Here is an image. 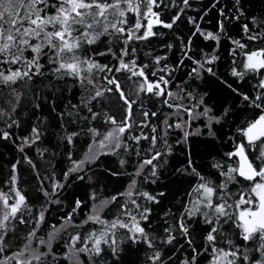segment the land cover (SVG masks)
Instances as JSON below:
<instances>
[{"label":"trees","instance_id":"obj_1","mask_svg":"<svg viewBox=\"0 0 264 264\" xmlns=\"http://www.w3.org/2000/svg\"><path fill=\"white\" fill-rule=\"evenodd\" d=\"M152 11L172 27L148 15L140 22L151 21L155 35L125 43V34L111 27L119 17L109 14L104 22L111 34L81 42L76 55L100 68L84 66L74 77L54 72L56 65L42 56L40 75L11 87L0 84V208L6 198L19 206L15 214L9 208L7 220L0 209V264H184L193 249L195 264H213L206 240L212 225L202 213L215 217L197 188L207 183L223 191L218 186L227 177L221 173L238 166L227 153L241 142L238 130L259 114L243 96L264 92L261 75L243 64L246 52L264 48V39L248 40L244 25L264 33V0H157ZM127 17L126 32L136 14ZM24 56L31 58L28 51ZM121 60L131 72L116 70ZM141 68L150 82L160 76L169 81L161 84L165 95L138 91L145 81L132 72ZM190 113L198 116L189 119ZM157 153L151 165L143 163ZM256 154L251 151L250 158ZM247 186L239 177L227 181L229 202ZM181 220L187 240L177 226ZM136 224L146 236L135 231ZM223 240L257 247L241 239L233 221L223 224L215 247L227 249ZM259 255L250 252L251 260Z\"/></svg>","mask_w":264,"mask_h":264},{"label":"snow or ice","instance_id":"obj_2","mask_svg":"<svg viewBox=\"0 0 264 264\" xmlns=\"http://www.w3.org/2000/svg\"><path fill=\"white\" fill-rule=\"evenodd\" d=\"M183 3L187 5L188 0H183ZM142 4L145 11L141 10ZM154 5H157V0H51V2L50 0H0V65L3 66L0 67V84L11 87L16 85L18 81L40 75L42 56H47L49 62L56 65L54 72H63V74L74 77H79L84 66L89 71L94 67L100 68V65L81 60L76 55L75 50L81 46V42L91 44L101 35L111 34L106 24H104L102 31H95L96 27L107 20L109 14L119 17L111 27L114 33L125 34V43L133 38L146 39L155 35L152 31L153 24L151 21L147 24H141L140 22V18L148 15L156 17V24L171 28L172 23H164L159 19L158 13L152 11ZM127 13L136 14V20L134 24L128 26L126 32L125 27L122 25L128 24ZM175 19H179V16L175 17L174 21ZM141 28H146V31L137 35V30ZM244 29L249 33L248 40L264 39V33L256 32L253 34L248 25H244ZM74 32L76 35H73ZM206 38L219 39L213 33H207ZM235 43L240 48L246 47V45L239 44L238 41ZM25 51L31 54V58L24 56ZM126 54L127 52L123 53V55ZM245 56L246 61L243 67L248 71L261 75L259 87L264 89V72H262L264 70V48L246 52ZM200 67L203 68V64ZM121 69L132 71L129 64L124 63L123 60L120 61V67L116 70L120 71ZM207 70L211 71L210 68ZM193 71L198 70L193 69ZM132 74L144 78L145 83L139 85L138 91H145L154 95H165V90L161 87V84L167 85L169 81L164 76H160L156 82H150L143 68L132 72ZM151 75L155 76L156 73L153 72ZM233 75L243 76L244 73L233 70ZM108 83L112 84L115 81L110 79ZM99 95L101 93L97 92L96 96ZM168 95H171V93H168ZM121 97L123 98V94H121ZM243 99L248 101L251 106L259 109V114L255 120L238 130L242 137L241 142L236 144L234 151L227 153L229 158H239L238 166L228 168L221 175L226 176L227 181H235L237 177L242 178L248 182L247 191L238 193L237 198L230 203L231 194L226 190L227 181L225 184L218 186L223 190L221 193H217L216 188L209 187L207 183H202L197 188V192L203 189L204 199L201 202L204 203L206 209H211L213 217H215V219L209 217L207 211L202 213L205 217L204 222L212 225L206 239L215 253L213 264H220L221 261L224 264H264V92L258 93L255 97L244 95ZM125 102L127 103V101ZM144 115L147 116L148 114L144 113ZM112 122L115 123L114 120ZM119 131L124 132L125 127H120ZM2 135L7 137L9 133L5 132ZM154 142L155 138H153ZM251 151L257 152L252 158H250ZM159 155L157 153L156 156L146 159L143 163L151 165ZM16 195L19 196L20 202L24 200L19 192ZM143 195L148 196L147 193ZM213 196H215V203L212 200ZM148 198L154 199L151 196H148ZM4 203L7 205V200ZM133 204H135V201H133ZM236 209L241 210L237 212ZM18 210V204L11 206L13 214ZM146 211L145 209L144 212ZM193 211H199V208L190 210L188 215L191 216ZM143 218H146V216ZM7 219L8 214L5 213L4 220ZM133 220H135V217H133ZM229 221H233L235 227L241 230L240 237L244 242L253 241L257 244V247L254 249L241 248L233 241L225 240V243L229 246L227 249L216 248L217 236L220 234L223 224ZM217 224L220 225V228L215 226ZM115 226L113 224V227ZM177 226L187 240L190 233L186 223L181 220ZM2 227L4 225L0 223V228ZM134 227L135 231L140 233L141 236H146L142 227L138 224ZM166 231H170V229ZM173 238L169 236L167 242L171 243ZM188 243L191 245L190 240ZM95 244L97 245L95 251L98 253L100 251V240L96 239ZM85 250L86 248L80 249V251ZM0 251H3L2 247H0ZM252 251L259 252V259L251 260L250 252ZM159 257L160 253L155 252L153 259H159ZM195 258L196 252L193 249L191 260H185L184 264H195ZM8 259H15V257H9Z\"/></svg>","mask_w":264,"mask_h":264},{"label":"rangeland","instance_id":"obj_3","mask_svg":"<svg viewBox=\"0 0 264 264\" xmlns=\"http://www.w3.org/2000/svg\"><path fill=\"white\" fill-rule=\"evenodd\" d=\"M104 24H106V23L104 22ZM190 114H192V113H190ZM193 115H194V114L190 115V118H189V119H191V118L193 119V118L195 117V115H197V114H195L194 117H193ZM197 116H198V115H197ZM177 118H178V116L176 115V116H175V119H177ZM128 119H129V117L127 118V121H128ZM178 123H179V122H178ZM183 123H184V122H183ZM181 125H182V126H181V128H182V127H183V124H181ZM201 193H202L201 195H203V191H202ZM201 195H200L199 197H201ZM213 199H214V196L212 197V200H213ZM5 200H7V198H6ZM5 200H4V201H5ZM195 200H196V198H195V196H194V198H193V202H194ZM200 200H201V199H199L198 202H199ZM12 205H13V203L9 204V203H8V200H7V205H6L5 203L1 204V208H0V209H1V212H2V215H1L2 217L4 216L5 213L8 214L9 208L11 209V206H12ZM240 210H241V209H240ZM240 210H239V211H240ZM236 211H238V209H236ZM238 229H239V228H238ZM239 231H241V230L239 229ZM223 238H225V237H223ZM206 240H207V239H206ZM220 240H222V239H220ZM223 241H225V240H223ZM208 243H209V242H208ZM217 244H218V243H217ZM93 246H94V245H92V247H93ZM218 246H220V245L218 244ZM216 248H217V246H216ZM227 248H228V247H227ZM220 264H224V262L221 261Z\"/></svg>","mask_w":264,"mask_h":264},{"label":"flooded vegetation","instance_id":"obj_4","mask_svg":"<svg viewBox=\"0 0 264 264\" xmlns=\"http://www.w3.org/2000/svg\"><path fill=\"white\" fill-rule=\"evenodd\" d=\"M239 159V158H238Z\"/></svg>","mask_w":264,"mask_h":264}]
</instances>
